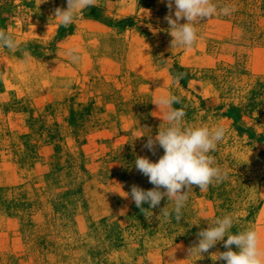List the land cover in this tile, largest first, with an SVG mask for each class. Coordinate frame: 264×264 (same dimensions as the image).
Listing matches in <instances>:
<instances>
[{
  "label": "rangeland",
  "instance_id": "obj_1",
  "mask_svg": "<svg viewBox=\"0 0 264 264\" xmlns=\"http://www.w3.org/2000/svg\"><path fill=\"white\" fill-rule=\"evenodd\" d=\"M212 2L194 45L172 48L167 0H96L67 27V0H0L18 45L0 47V264H225L223 241L188 253L225 215L264 261V0ZM162 95L182 127L225 129L209 155L227 178L194 186L180 222L166 197L148 218L125 197L154 187L134 162L164 154L144 147L169 126Z\"/></svg>",
  "mask_w": 264,
  "mask_h": 264
},
{
  "label": "clouds",
  "instance_id": "obj_2",
  "mask_svg": "<svg viewBox=\"0 0 264 264\" xmlns=\"http://www.w3.org/2000/svg\"><path fill=\"white\" fill-rule=\"evenodd\" d=\"M96 0H67V7H57L53 17L57 18L59 24L67 27L72 24L85 8L95 6ZM173 6L174 18L172 14ZM170 14L165 17L169 24L168 32L173 38L171 46L190 48L197 40L196 24L208 20L218 12V7L212 0H167ZM231 9L223 7L219 9L220 14L230 15ZM186 22L181 23V20ZM0 47L16 50L18 45L12 35L0 29ZM73 62L79 60L75 50L70 53ZM182 76L174 79L178 82ZM181 100L176 95H162L156 105L165 110L164 119L169 126L165 130H159L154 137L148 135L144 145L155 154L158 145L164 150L157 162H153L145 156H137L135 168L148 178L154 187L149 190L133 185L130 193L135 205L141 209L145 217L153 215L152 209L159 207L161 201L166 197L172 201L173 210L169 213L165 207L161 210L165 216H174L177 222L183 218L182 210L188 201V192L197 186L205 190L212 183H219L227 178V174L216 166V162L209 152L215 151L217 144L222 142L225 129L217 127L210 130L207 127L192 128L182 127L183 118L186 115L183 108H173V104H179ZM126 193V192H125ZM148 208H144V204ZM233 218L225 215L217 218L214 224H208L206 229L198 232V242L188 249L189 255L198 253L202 257L218 242L223 241L227 249L216 252L213 260L223 261L225 264H264L261 252L258 249V235L254 229H248L237 234H231ZM227 237V239H225ZM235 245L237 250H233Z\"/></svg>",
  "mask_w": 264,
  "mask_h": 264
},
{
  "label": "trees",
  "instance_id": "obj_3",
  "mask_svg": "<svg viewBox=\"0 0 264 264\" xmlns=\"http://www.w3.org/2000/svg\"><path fill=\"white\" fill-rule=\"evenodd\" d=\"M95 9V7H91V10H94Z\"/></svg>",
  "mask_w": 264,
  "mask_h": 264
}]
</instances>
